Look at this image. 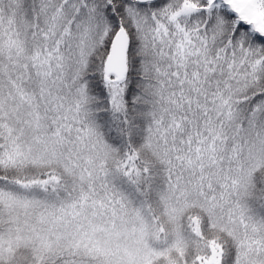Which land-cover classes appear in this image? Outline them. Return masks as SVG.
<instances>
[{"label":"snow or ice","instance_id":"6c2138e0","mask_svg":"<svg viewBox=\"0 0 264 264\" xmlns=\"http://www.w3.org/2000/svg\"><path fill=\"white\" fill-rule=\"evenodd\" d=\"M0 264H264V0H0Z\"/></svg>","mask_w":264,"mask_h":264}]
</instances>
